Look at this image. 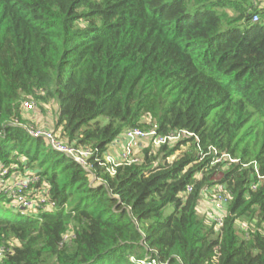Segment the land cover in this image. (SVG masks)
Instances as JSON below:
<instances>
[{
  "label": "trees",
  "instance_id": "16d2710c",
  "mask_svg": "<svg viewBox=\"0 0 264 264\" xmlns=\"http://www.w3.org/2000/svg\"><path fill=\"white\" fill-rule=\"evenodd\" d=\"M31 101L56 106L59 140L92 150L89 172L28 134ZM135 128L191 137L108 174L101 155ZM226 155L237 162L213 163ZM0 165L37 176L31 191L55 205L10 217L0 190V264H264V8L0 0ZM217 185L216 230L198 208Z\"/></svg>",
  "mask_w": 264,
  "mask_h": 264
},
{
  "label": "built area",
  "instance_id": "2783aa9c",
  "mask_svg": "<svg viewBox=\"0 0 264 264\" xmlns=\"http://www.w3.org/2000/svg\"><path fill=\"white\" fill-rule=\"evenodd\" d=\"M258 21V16L253 15L252 22ZM32 107L33 105L31 102H23L22 104L23 111H28L32 109ZM17 124L20 125L19 123ZM25 128L31 137L41 138L46 141V143L51 146V149L54 152L71 159L74 163L88 172L91 170L92 166L89 163V160L93 154L92 150L76 148L73 145L67 144L64 141L59 140L58 136L52 132H41V130H36L37 128L34 127ZM181 136L191 137V134H188L187 132H181L177 134L161 136L156 133L155 129L141 130L135 128L127 130L118 138L120 139L122 137L124 141L119 156L115 157L107 150L101 155V165L105 168L108 174L113 176L119 167L123 165L137 164L141 161V155L136 153L134 149L136 146L138 147L141 142L147 141L152 148H158L160 146L172 145L176 143L180 140ZM224 160L230 161L231 163L237 162L226 155L218 157L213 163H220ZM255 173L256 175L258 174L257 171H255ZM258 178L260 179L259 176ZM39 182V178L34 175H28L24 177L18 175L10 176L9 169H7L4 165H0V184L2 185L1 191L11 201L12 206L23 213H39L44 211L49 212L55 208L54 203L49 201L45 191H31L32 186L37 185ZM252 189H255V187L253 186ZM186 192H191L190 186L186 188ZM204 194L205 198L209 200L212 209L217 212L216 215L209 216L211 217L210 219H212L216 224L215 229L217 230L221 226L224 208L228 202L227 192L222 186L217 185L206 189ZM240 226L244 230H247L248 228L246 224H241ZM1 256L2 254L0 255V258Z\"/></svg>",
  "mask_w": 264,
  "mask_h": 264
},
{
  "label": "rangeland",
  "instance_id": "374dc122",
  "mask_svg": "<svg viewBox=\"0 0 264 264\" xmlns=\"http://www.w3.org/2000/svg\"><path fill=\"white\" fill-rule=\"evenodd\" d=\"M33 107L32 109L23 112L22 111V120L27 124V127H34L37 128L36 130H41V132H52L54 130V113L56 110V106H53L52 104L44 105L42 108L37 106L33 101H31ZM149 121L147 120V123ZM58 134V133H57ZM59 135V134H58ZM57 136V135H56ZM65 142V141H64ZM150 147L149 142L144 141L141 142L139 145V150L136 153H141L144 149H147ZM21 176H28V175H21ZM2 189V185L0 184V190ZM31 193V192H30ZM32 194V193H31ZM201 203L200 207L198 208L199 216L206 217L205 220L209 222V216H214L217 214L216 211L212 209V206L210 205V202L207 198H205V194L201 197ZM8 210H6L8 216L10 217H16L19 213L18 209H15L12 205H8ZM171 208H167L166 213H170ZM28 216L36 217L37 214H31L29 213ZM208 216V217H207ZM11 244H16L15 241L10 242ZM3 254L2 251H0V255Z\"/></svg>",
  "mask_w": 264,
  "mask_h": 264
},
{
  "label": "crops",
  "instance_id": "0c3cea01",
  "mask_svg": "<svg viewBox=\"0 0 264 264\" xmlns=\"http://www.w3.org/2000/svg\"><path fill=\"white\" fill-rule=\"evenodd\" d=\"M254 4L259 6V8H264V0H254ZM123 144H124V141H123V138L121 137L115 143L110 145L107 150L111 155L117 157V156H119V154L121 152V148H122ZM134 149H135V152H137L140 148H139V146L138 147L136 146ZM140 154L141 153H139V155ZM14 174H15L14 176H16V175L21 176L20 173H14Z\"/></svg>",
  "mask_w": 264,
  "mask_h": 264
}]
</instances>
